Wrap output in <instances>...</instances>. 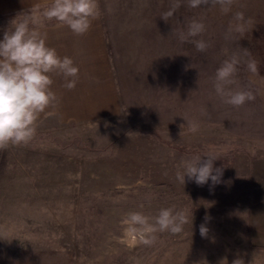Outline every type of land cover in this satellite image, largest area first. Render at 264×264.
<instances>
[{
  "label": "rangeland",
  "instance_id": "1",
  "mask_svg": "<svg viewBox=\"0 0 264 264\" xmlns=\"http://www.w3.org/2000/svg\"><path fill=\"white\" fill-rule=\"evenodd\" d=\"M98 3L120 109L84 122L45 116L28 143L0 149V264H264V0H238L228 14L180 0L167 22L174 0ZM49 4L0 16V31L24 14L55 21L42 15ZM237 11L252 20L243 36L227 31ZM193 19L206 26L195 38L205 52L179 40ZM232 54L255 96L239 108L212 83ZM210 150L220 184L176 180L182 158ZM168 207L188 209L189 223L143 244L129 214Z\"/></svg>",
  "mask_w": 264,
  "mask_h": 264
},
{
  "label": "clouds",
  "instance_id": "2",
  "mask_svg": "<svg viewBox=\"0 0 264 264\" xmlns=\"http://www.w3.org/2000/svg\"><path fill=\"white\" fill-rule=\"evenodd\" d=\"M237 3L238 0H187L190 8L210 5L209 10L219 7L223 14L231 12ZM179 7L180 0H174L171 9L161 18L167 22ZM42 15L47 21L55 20L74 35L82 36L99 18L100 9L98 0H51ZM251 23V18L245 19L244 13L237 11L227 31L243 36L246 25ZM205 31V24L193 19L188 23L187 31L179 33V40L181 43L193 44L198 52H205L210 45L203 39H195ZM240 64L241 58L237 54L230 55L221 62L212 80L220 100L237 108L255 99L251 91L238 83ZM246 67L250 73L258 72L254 59L248 60ZM54 76L62 79L64 88L73 90L79 80V67L71 57L60 56L55 48L48 45L46 34L35 26L30 14L17 16L0 40V149L10 144L28 143L36 134V125L42 114L58 107L59 97L53 89ZM188 127L191 132L198 130L195 122H188ZM218 159V155L211 150L182 158L177 165L176 180L184 185L187 177L198 186L208 184L211 180V186L214 187L222 182L223 169L214 167ZM209 219L205 217L206 221ZM128 223L133 232L141 234L143 244L151 245L155 242L157 232H182L189 223V210L161 208L154 217L133 212L128 216ZM199 231L201 237L206 238L209 229L201 224ZM225 261L221 260L220 264H225ZM233 264H243V260L236 259Z\"/></svg>",
  "mask_w": 264,
  "mask_h": 264
},
{
  "label": "crops",
  "instance_id": "3",
  "mask_svg": "<svg viewBox=\"0 0 264 264\" xmlns=\"http://www.w3.org/2000/svg\"><path fill=\"white\" fill-rule=\"evenodd\" d=\"M49 3L51 0H0V16ZM35 26L46 34L49 46L55 48L60 56L71 57L79 67V80L73 90L64 88L60 77H53V89L59 97V105L40 118L51 115L61 122L72 123L117 114L120 97L101 16L93 21L89 31L82 36L74 35L56 21ZM3 34L4 31H0V40Z\"/></svg>",
  "mask_w": 264,
  "mask_h": 264
}]
</instances>
